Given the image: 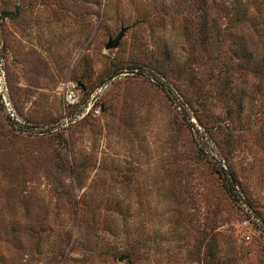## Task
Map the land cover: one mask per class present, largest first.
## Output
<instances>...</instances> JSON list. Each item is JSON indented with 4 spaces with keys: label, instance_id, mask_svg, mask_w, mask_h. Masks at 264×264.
<instances>
[{
    "label": "rangeland",
    "instance_id": "1",
    "mask_svg": "<svg viewBox=\"0 0 264 264\" xmlns=\"http://www.w3.org/2000/svg\"><path fill=\"white\" fill-rule=\"evenodd\" d=\"M15 5L0 15V264H264V0L0 12ZM66 82L99 113L62 126Z\"/></svg>",
    "mask_w": 264,
    "mask_h": 264
},
{
    "label": "built area",
    "instance_id": "2",
    "mask_svg": "<svg viewBox=\"0 0 264 264\" xmlns=\"http://www.w3.org/2000/svg\"><path fill=\"white\" fill-rule=\"evenodd\" d=\"M63 96L66 106L73 108L71 113L61 119V125L75 123L88 114L99 113L98 95L96 91L91 92L84 101H80V93L76 86L71 82L63 83ZM76 108V109H75Z\"/></svg>",
    "mask_w": 264,
    "mask_h": 264
},
{
    "label": "water",
    "instance_id": "3",
    "mask_svg": "<svg viewBox=\"0 0 264 264\" xmlns=\"http://www.w3.org/2000/svg\"><path fill=\"white\" fill-rule=\"evenodd\" d=\"M18 14V5H15L14 11H1L0 15L2 17H11V16H16ZM128 27H121L119 33L115 37H109L107 42L105 43V49H110V48H115L121 37L123 36L124 32L127 30ZM123 257H119L118 260L122 261Z\"/></svg>",
    "mask_w": 264,
    "mask_h": 264
},
{
    "label": "trees",
    "instance_id": "4",
    "mask_svg": "<svg viewBox=\"0 0 264 264\" xmlns=\"http://www.w3.org/2000/svg\"><path fill=\"white\" fill-rule=\"evenodd\" d=\"M240 17H239V20H241V18H242V20L245 18V11L243 10V11H240ZM91 114V113H90ZM90 114H88V115H90ZM88 115H86L85 117H87ZM84 117V118H85ZM84 118H82V119H80V120H83ZM80 120H78V121H80ZM203 144H204V146H206L207 148H208V145H207V142L206 141H203ZM204 149V148H203ZM218 171H219V173L220 174H222L223 176H224V178L227 180V182H228V185H229V187H230V189L234 192V187H233V185H232V182H231V179H232V175H233V172L230 170H227V169H224L223 167H222V165H219L218 166ZM232 174V175H231ZM236 194V193H235ZM258 221L260 222V228H261V230L264 232V219H260L259 217H258ZM257 220V219H256Z\"/></svg>",
    "mask_w": 264,
    "mask_h": 264
}]
</instances>
